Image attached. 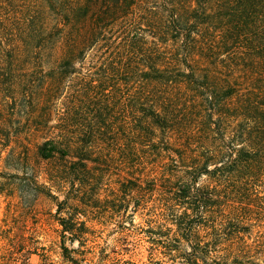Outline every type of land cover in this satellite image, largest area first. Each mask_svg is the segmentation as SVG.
Instances as JSON below:
<instances>
[{
	"label": "trees",
	"instance_id": "trees-1",
	"mask_svg": "<svg viewBox=\"0 0 264 264\" xmlns=\"http://www.w3.org/2000/svg\"><path fill=\"white\" fill-rule=\"evenodd\" d=\"M5 139L69 264H264V0H0Z\"/></svg>",
	"mask_w": 264,
	"mask_h": 264
},
{
	"label": "rangeland",
	"instance_id": "rangeland-1",
	"mask_svg": "<svg viewBox=\"0 0 264 264\" xmlns=\"http://www.w3.org/2000/svg\"><path fill=\"white\" fill-rule=\"evenodd\" d=\"M54 119L55 115L52 113L49 118L51 124L55 123ZM10 147H13V144L9 140L0 141V255L7 249L10 259L19 257L18 264H69L61 257L59 248L61 228L56 222L54 203L45 197L33 201L31 197L13 191L10 179L13 173L12 163L10 159H5ZM31 151H34L32 146H30V155ZM38 164L36 162L37 168ZM261 201L264 205V199ZM261 208V214L264 215V206ZM129 210H132L131 205ZM141 222L140 213H136L134 224L139 226ZM105 225L94 228L95 243L100 247L106 244L103 255H108L116 235L113 224ZM5 239H9L11 246L7 245L9 242ZM65 245L75 248L77 242L70 244L69 241H65ZM116 251H119L118 258L129 259L136 264L148 263L147 253L143 249L125 252L117 247ZM86 255L82 264H89L90 255Z\"/></svg>",
	"mask_w": 264,
	"mask_h": 264
}]
</instances>
